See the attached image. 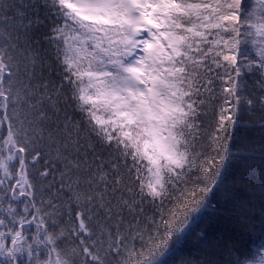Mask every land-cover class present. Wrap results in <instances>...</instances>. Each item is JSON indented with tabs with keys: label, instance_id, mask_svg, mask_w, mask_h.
I'll return each instance as SVG.
<instances>
[{
	"label": "snow or ice",
	"instance_id": "snow-or-ice-1",
	"mask_svg": "<svg viewBox=\"0 0 264 264\" xmlns=\"http://www.w3.org/2000/svg\"><path fill=\"white\" fill-rule=\"evenodd\" d=\"M246 123L264 216V0H0V264H264Z\"/></svg>",
	"mask_w": 264,
	"mask_h": 264
},
{
	"label": "trees",
	"instance_id": "trees-1",
	"mask_svg": "<svg viewBox=\"0 0 264 264\" xmlns=\"http://www.w3.org/2000/svg\"><path fill=\"white\" fill-rule=\"evenodd\" d=\"M254 79V77L252 78ZM252 79L249 80L251 85ZM243 129H247L245 135L249 137L247 143V149L241 153L242 156L246 157L244 161H235L233 166L230 167V177L228 184L232 185L233 178L237 181L244 183L242 178L247 177L248 180L252 181L256 187L255 190L252 188H246L247 199L244 201L242 207H239V211L244 217L247 218L248 227L239 230L235 236L237 246L244 252L251 254H257L261 248H264V226L261 225V220L264 219L261 213V198L259 192V180H260V135L255 129H258V125H251L246 123L241 126ZM237 140L240 139V134H237ZM234 152L237 149H233ZM238 186H240L238 184ZM250 201V202H249ZM215 204V201H213ZM210 211V209H209ZM199 231V229H197ZM195 240H192L187 245H182L177 250L171 252L165 257L168 264H181V261L189 257V253H195L196 249L193 246Z\"/></svg>",
	"mask_w": 264,
	"mask_h": 264
}]
</instances>
